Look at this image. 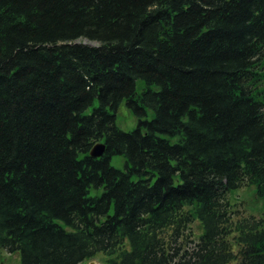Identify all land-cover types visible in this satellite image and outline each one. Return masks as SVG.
Masks as SVG:
<instances>
[{"label": "trees", "instance_id": "trees-1", "mask_svg": "<svg viewBox=\"0 0 264 264\" xmlns=\"http://www.w3.org/2000/svg\"><path fill=\"white\" fill-rule=\"evenodd\" d=\"M248 186L264 199V0H0V249L20 264H264V217L228 197Z\"/></svg>", "mask_w": 264, "mask_h": 264}, {"label": "rangeland", "instance_id": "rangeland-1", "mask_svg": "<svg viewBox=\"0 0 264 264\" xmlns=\"http://www.w3.org/2000/svg\"><path fill=\"white\" fill-rule=\"evenodd\" d=\"M142 89V84H138V91ZM117 125L125 131H131L136 128L138 120L133 112L122 103L116 113ZM112 166L125 170L126 159L122 155H115L111 159ZM103 189H92V195L101 194ZM229 201L234 211H239L245 216H255L257 218L264 217V199L257 196L255 186L242 187L233 190L228 195ZM195 232L201 231L199 222L193 224ZM108 257L104 254H98L90 261H85L84 264H106ZM21 255L19 252L11 253L5 249H0V264H20Z\"/></svg>", "mask_w": 264, "mask_h": 264}, {"label": "water", "instance_id": "water-1", "mask_svg": "<svg viewBox=\"0 0 264 264\" xmlns=\"http://www.w3.org/2000/svg\"><path fill=\"white\" fill-rule=\"evenodd\" d=\"M104 151L105 145L103 143H97L91 150L90 154L93 157L99 158L104 154Z\"/></svg>", "mask_w": 264, "mask_h": 264}]
</instances>
